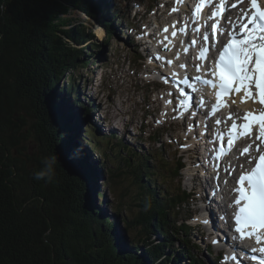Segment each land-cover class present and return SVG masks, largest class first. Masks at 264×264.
<instances>
[{"label":"trees","instance_id":"trees-1","mask_svg":"<svg viewBox=\"0 0 264 264\" xmlns=\"http://www.w3.org/2000/svg\"><path fill=\"white\" fill-rule=\"evenodd\" d=\"M97 2L0 0L4 8L0 12V264H166L168 261L186 264L185 260L187 264H201L189 248L178 254L165 251L172 247L174 229L188 228L186 222L176 225L173 219L188 201L187 193L169 192L167 186L165 191L151 190L159 178L180 182V159L177 166L170 168L168 160L157 157L161 161L157 169L145 161L131 162L127 159L129 150L125 149V158L121 157L122 148L117 145L116 135H107L108 143L120 152L116 154L121 159L119 165L129 170L125 172L118 166L117 177L131 174L133 185L138 188L137 202L132 205L139 210L133 217L125 215L129 205L121 200L113 203V210L118 217L122 216L125 228L135 235L130 249L124 247L116 225L108 220L97 201L105 196L95 181L103 176V170L98 168L100 157L97 158L96 148L100 147L105 158L112 157L113 152L102 149L100 144L104 139L99 138L97 143L93 131H89L88 140L82 135L78 137L82 132L81 121L71 112L69 101L73 94L77 98L71 74L89 64L88 60L80 59L85 57L84 50L99 49L114 37L111 21L101 11L99 14V10L106 8L105 3L97 7ZM71 8L102 27L104 42L96 40L84 24L69 29ZM37 106L40 108L35 109ZM31 109L30 117L43 125L36 127L41 149L51 140L49 155L58 157V167L74 185L67 190L68 201L61 193L65 186L37 180L20 158L21 151L26 152L24 141L27 140L22 113ZM82 109L78 112L83 116L91 112L85 105ZM78 139H83L82 147L90 156L96 154L94 163L78 145ZM78 149L80 155L70 159ZM39 165L43 167L40 160ZM55 184V189H48ZM61 198L65 200L64 207L57 201ZM149 202L151 207L145 210ZM153 232L161 236L157 243L151 238ZM117 238L120 243L116 242Z\"/></svg>","mask_w":264,"mask_h":264},{"label":"rangeland","instance_id":"rangeland-1","mask_svg":"<svg viewBox=\"0 0 264 264\" xmlns=\"http://www.w3.org/2000/svg\"><path fill=\"white\" fill-rule=\"evenodd\" d=\"M167 1L169 0H98L97 7H102L101 5L103 2L105 3V6H107L106 8L99 10V14L101 11V15H105L107 20L111 21V27L112 31L115 33V37H113L109 43L101 45V48L99 49H93V51L90 49L84 50L85 57L80 59L88 60L89 64L86 68H80L71 74L73 87H76L77 92L80 93L81 91L85 93L89 98L90 104L95 106L99 105L100 107V112L96 113L95 110L93 114L97 120L100 119L98 121V126L92 121V116L89 115L88 119L87 116H84L85 122L81 120L82 132L78 137L82 135L85 136L84 139L88 140L91 138L89 136V131H93V137L97 143L101 140L99 138L104 139V142L102 141L103 143L100 144L103 147L102 149L108 151L111 150L113 152L112 157L105 158L101 154L100 147L96 148L98 155L97 158L100 157L98 168L100 167L103 170V176L100 178L96 177L97 179L95 181H97L96 185L99 186V191H102L105 196L104 199L98 198L97 201L103 211L106 212L108 220L110 222L113 221L114 225H116L115 230L117 229V235L118 237H123L121 239L123 245L128 249L131 248V245H134L133 237L135 235L134 233H131L130 235L125 228L122 223V216L118 217L113 210V203L121 200L124 205H129L130 209H127L125 215L133 217L139 210L138 207L132 205L137 202L135 198L138 195V188L133 185V176L131 174L122 173L121 177H117V175L120 174L117 168L120 166L119 163L121 162V159L119 156H116V154H120V152L117 151L118 148L114 149L111 143H108V134L116 135L118 138V140L116 139V141H118V147L129 150L131 156L134 158L132 162H135L138 158L144 156L148 160L147 163L149 166L153 169H157V167L161 166V161H158L156 159L157 157H163L165 160H168L170 168H173L176 165V160L179 157L183 158V161H185V169L181 176V182L178 183L177 180L172 181L169 177L168 179L163 180H160L159 178L160 182L156 179L155 184H159L160 186L158 187L156 185L157 188L156 186H153L151 190H155L156 192H158L159 189L165 191V186H167L169 192H177V190H180L188 194L191 189V185L186 182V178L191 174L186 162L188 161L190 164L189 160L191 157V154L186 155V151L190 147L188 142L190 141L188 139V129L186 126L182 129L181 126L183 121L173 123L172 118H170V121H166V123L161 126L162 128L160 127L161 124H158L159 122L161 123V118L165 113L161 106L157 112H154L157 110L158 104L156 103V99L160 91H157L156 88L153 89V85L148 84L147 81H145L149 69L146 65H141L138 61V56L140 58L142 54L138 53L133 45V43L135 44L140 40L142 43L140 49L142 51L143 47L147 46L149 48V51H143V53H147L149 56L153 57L154 55L152 52L155 49H158L156 51L160 54L162 50L159 49L160 44L158 45L152 37H144L146 34L152 32L141 28L144 24H147V26L152 25V22L154 21L158 23L163 22L164 18L158 14L161 10L168 9V6H165ZM102 10L105 12L102 13ZM99 14H97L98 17L101 16ZM68 16L69 19L71 18V23H68L71 25L69 29L77 28V26L81 24L90 26L91 29H93L92 27H97L96 22L92 23L88 16L73 8L70 9ZM131 28L140 29L131 31ZM99 34H101L102 38V33L100 31L96 32L97 38L101 39ZM153 37H155L156 40L161 39L156 35ZM163 45L164 44H161V48ZM168 54L169 56L172 54L178 55L179 52L172 49L171 51H168ZM94 96L98 99L95 100ZM80 97L82 99V96ZM70 98L69 101H72V98L76 101L74 94ZM168 102V100H165L163 103L167 104ZM36 108L40 107L37 106L35 109ZM32 109L34 110V107ZM32 109L28 110V113H22L23 129L26 132L25 137L27 139L24 142L25 147L29 150L28 153H37L41 148L40 134L36 132V129L34 131L33 128L35 126V119L30 117ZM80 112L75 115L78 117ZM152 112L154 113L152 114ZM38 125L43 127L41 122H38ZM99 129H101L100 133L94 132ZM121 129H125L121 132L123 133L125 131V134L127 135L126 137L125 135L122 136L119 132ZM110 130H112V132L109 133ZM189 130L192 131L193 127ZM141 131H143V134L137 136ZM186 137L188 141L186 140ZM48 141L43 146V149L47 147L49 150L51 140L49 141L50 143ZM77 143L83 148V139H78ZM83 149L87 153L89 161L94 163L93 155L96 154L94 153L90 156L85 147ZM18 150L20 151V149ZM12 152L14 153V151ZM21 152L23 155L27 154L23 151ZM35 153L33 158L30 157L28 161L23 158L27 161V167L30 169L37 168V154ZM124 155L125 152L121 157L125 158ZM193 159L194 161L192 163H195V155ZM190 165L193 167V170L194 168L197 169L196 164ZM120 167L125 172L129 171L124 165H121ZM96 174H100V172H96ZM164 183L166 184L163 185ZM207 183L210 186V182L207 181ZM204 185L205 184L202 181L200 182L197 178V186L202 189V186ZM197 186L193 185L195 189L192 193L191 201L189 200L185 203V205L179 209V214L176 218H173L176 220V225L189 220L186 223L188 228L183 231L180 229H174L173 233H171L173 234L171 235L173 239L172 247H167L165 251L166 253L170 251L171 253L178 254L182 252L184 248H189L193 251V255L196 259L198 261L201 260V264H223L221 258L218 259L215 254L217 253V249L216 246H213L212 244L214 236L209 237L208 235V230L210 232L213 229L209 228V225H212V219L210 218V224L205 223L206 226L203 224L204 214L202 213L203 216L201 215L200 208L202 204H206L208 199H206L205 202L199 200V191H197L196 194V190H198L196 189ZM210 197L211 194L209 193L208 198L210 199ZM57 201L61 207H64L65 200L62 201L61 198L57 199ZM60 206L58 208L62 209ZM212 212L214 213V211ZM205 221L208 222L207 220ZM206 227H208V230ZM215 227L218 232H220L219 236L221 238H226V232L220 228V225L218 224L217 226L216 223ZM155 233L156 232H153L151 238L157 243L161 240V236ZM116 242L120 243V240L117 238ZM207 249L211 256L207 253ZM170 262L171 261H168L166 264H170ZM185 263L187 264L188 261L185 260Z\"/></svg>","mask_w":264,"mask_h":264},{"label":"snow or ice","instance_id":"snow-or-ice-1","mask_svg":"<svg viewBox=\"0 0 264 264\" xmlns=\"http://www.w3.org/2000/svg\"><path fill=\"white\" fill-rule=\"evenodd\" d=\"M202 4L203 0H201ZM186 7L188 14L192 15L191 6L186 5ZM241 12L242 15L238 17V23H236L230 39L222 45L223 50L219 53V59L217 60L210 54V49H202L199 58L205 60L206 63L212 61L215 64L214 70L208 69V74L215 75L218 78V83L211 79L202 81L206 88L210 86L213 90L218 89L215 93L217 112H214V115L218 114L220 105L223 103L220 97L230 93L242 94L244 99L253 102L258 100L261 105L260 110L255 114L252 110L243 116L235 112L230 113L228 119L231 121V126L228 129L226 142L231 146L234 141L244 137L251 142L249 147H252L253 144L257 146L255 157H252L249 148L243 150L248 157L246 162L253 166L239 176V198L235 199V206L238 209L235 213V224L238 227L235 231L240 239L253 238L257 245H262L259 251L264 253V148L259 147L261 143H264V6H261L258 0H250V7L242 8ZM200 13L201 6H197L195 14ZM212 15L219 16L220 13L216 12ZM224 19L228 20L229 17L225 16ZM224 27L222 22L219 25L210 24L206 30L215 35L218 29ZM163 31L167 33L168 29L164 28ZM179 31L184 32L185 29L180 28ZM196 31L200 32V29H196ZM172 35L177 36V32L173 31ZM212 35H204L203 41H211ZM228 35V32L224 31L222 38ZM165 40H167V36H165ZM193 43L195 42L193 41ZM163 50L167 51L168 49L165 47ZM152 59L156 60L157 57L153 56ZM166 63H171V61H166ZM190 65L189 57L180 67L186 71ZM191 66L196 67L199 71L198 66ZM192 76L193 74L189 73L188 80H191ZM196 79L200 80L201 78L197 75ZM173 106H175L174 102ZM181 107L184 105L182 104ZM221 122V120H215L216 124ZM79 155L80 151H77L70 159H76ZM217 159L220 157L217 156ZM260 264H264V258L260 260Z\"/></svg>","mask_w":264,"mask_h":264},{"label":"bare ground","instance_id":"bare-ground-1","mask_svg":"<svg viewBox=\"0 0 264 264\" xmlns=\"http://www.w3.org/2000/svg\"><path fill=\"white\" fill-rule=\"evenodd\" d=\"M263 1V3H264V0H262ZM107 7V6H106ZM236 13V12H235ZM92 23H94V22H92ZM97 27H92L93 29H91L90 28V26H88V28H90L92 31V33L94 34H92L95 38H96V40H99V42L101 41V43L102 42H104V40H105V36H104V33H103V30H102V27L99 25V24H97L96 25ZM95 29H98V30H95ZM98 31H100L101 33H102V38H101V34H99V36H100V38L101 39H98L97 38V35H96V32H98ZM113 33V35L112 36H114L115 37V33H114V31L112 32ZM152 36H154V35H152V33H149V34H147V35H145L144 37H146V38H150V37H152ZM143 37V38H144ZM113 38V37H112ZM133 43V42H132ZM151 44H153L152 42H150ZM158 45L160 44V47H159V49H162L161 50V52H160V54L156 51V50H158V49H155L153 52H152V54L154 55V56H156L157 57V59L158 58H160V57H162V56H164L165 55V53L167 52V51H164L163 49L165 48V47H167V49H168V51H171L172 50V48L166 43V44H164L163 45V47L161 48V43H157ZM86 45V44H85ZM133 45H134V47L136 48V50L138 51V53H141L145 58H148V57H150L147 53H143V51H149V48L146 46V47H143V51L140 49L141 48V46H142V43H141V41L140 40H138L137 41V43H133ZM138 55V54H137ZM177 56H181V54L179 53L178 55H174V54H172L171 56H169V54H168V56L167 57H165V58H169L168 60L169 61H171V63H170V65L174 68V69H177L178 68V66L175 64V62H174V58L175 57H177ZM166 59H164L163 61H156V67H157V69H160V67L161 66H163L164 65V61H165ZM162 64V65H161ZM191 66V65H190ZM189 67V66H188ZM77 90V89H76ZM76 95H77V98H76V101H75V99L74 98H72L73 100L72 101H70L71 102V104H70V106H71V112L73 113V114H76L80 109H82V105H85L86 107H89L90 109H91V112H90V114H86V115H84V116H87V119L89 118V115L90 116H92V121L98 126V121L100 120V119H98L97 120V118L95 117V115H93L94 114V112H95V110H96V113H98V112H100V107H99V105L98 106H95V105H92V104H90V101H89V98L85 95V93H83V92H81L80 91V93H78L77 91H76ZM80 96H82V99L84 100H82L81 99V97ZM71 99V98H70ZM94 99L95 100H97L98 98H96L95 96H94ZM169 101V100H168ZM78 102V103H77ZM156 103H157V101H156ZM158 104V103H157ZM163 105H166V104H164V103H162ZM231 104L233 105V106H235L237 109H239L242 105H243V102H239V101H234L233 102V100L231 101ZM75 106V108L73 107V106ZM160 104H158V106H157V110L156 111H154V112H157L159 109H160ZM83 110V112L84 113H86L85 112V109H82ZM158 114V113H157ZM84 116L83 115H78V117H79V119H80V121L81 120H83L84 122H85V118H84ZM175 118V117H174ZM166 123V121L163 119V117L161 118V125H160V127L161 126H163L164 124ZM181 127H183V125L181 126ZM162 128V127H161ZM123 130H125V129H121V130H119V132L121 133V135L123 136V135H125V137L127 136L126 134H125V131L122 133L121 131H123ZM94 132H101V129H99V130H96V131H94ZM110 132H112V130H110L109 131V133ZM141 134H143V131H141L140 132V134L139 135H137V136H141ZM136 136V137H137ZM121 137V136H120ZM126 144V143H125ZM125 151V149H123L122 148V150H121V154L123 155V152ZM127 153L129 154V157L127 158V159H129V161H131L132 162V160H134V158H133V156H131V153L129 152V151H127ZM211 154H213V152L211 153ZM132 158V159H131ZM192 158H194V156L193 155H191V157H190V160H189V162H190V164H196V165H198L199 163H192ZM139 161H145L146 162V164L149 166V164L147 163L148 162V160L144 157V156H142L141 158H138L136 161H135V163L136 162H139ZM221 164H220V172L222 171V169H223V172H224V175L223 176H220V175H218L217 173H206V172H204V174H205V179H201V178H199L198 177V179L200 180V182L202 181L205 185L204 186H202V189H200V187L199 186H197V183H196V185H194V186H197V188L196 189H198V190H196V194H197V191H199V193H198V195L200 196V199L199 200H201L202 202H205V200L206 199H208L207 201H206V204H204V205H202L201 206V215L203 216V214H204V221L205 220H207L208 222H206V224H210L211 223V220H210V218L212 219V225H209V228H213L211 231H210V236H214L215 238H217V239H219L221 242L222 241H224V240H227L226 238H221L219 235H220V232H218V230H217V228L215 227V224L217 223V221H216V218H215V216H214V213L212 212V211H214L213 209L216 207V199H217V197H218V194L220 193V191H221V187H224L223 186V183H226V187H229L230 186V180H229V178H226V176H227V171H228V173L230 172V169H228L227 168V165H228V163H227V161L226 160H224V157L221 159ZM225 168H227V171H226V169ZM197 169H198V166H197ZM101 174V173H100ZM207 181H209L210 182V186H209V184L207 183ZM209 193L211 194V197H210V199L208 198V196H209ZM191 201V197L189 196V198H188V201ZM225 202H228L229 203V201H225ZM226 205H228L227 203H226ZM225 207H227L228 209H230V210H232V208L231 207H233V206H231V205H228V206H225ZM212 210V211H211ZM229 210V211H230ZM203 213V214H202ZM202 219V218H201ZM220 224V223H219ZM220 227H221V225H220ZM224 228L225 227H223L222 228V230L225 232V230H224ZM225 229H227V228H225ZM209 236V237H210ZM213 237V238H214ZM213 240V239H212ZM231 245L229 244L228 245V247H230ZM233 247H235V248H240V247H242V249H243V247H244V245L243 244H237V245H234ZM235 248H234V250H235ZM207 253L209 254V251H208V249H207ZM243 252H239L238 250H236V251H231V250H229V252H228V256H230L231 254H235V257L236 258H242V256H241V254H242ZM210 255V254H209ZM262 255V253L259 251L258 252V257H260ZM211 256V255H210Z\"/></svg>","mask_w":264,"mask_h":264},{"label":"water","instance_id":"water-1","mask_svg":"<svg viewBox=\"0 0 264 264\" xmlns=\"http://www.w3.org/2000/svg\"><path fill=\"white\" fill-rule=\"evenodd\" d=\"M34 131H35V129H36V127L37 126H39L38 125V121H36L35 120V123H34ZM42 148V147H41ZM40 148V150H39V152H37V153H35V154H37L36 155V164H37V168L36 169H30V168H28L27 167V161L29 160V158L31 157V158H33V156H34V153H28V149L26 148V152H24V153H27L26 155H23L22 157H20L23 161H24V164H25V167H26V169H28L29 171H31L32 172V174H33V172L36 174L37 173V171L36 170H42V168H44V160L47 158V157H50L51 155H49V153H48V148L47 147H45V149H41ZM20 150H22V147H21V149ZM25 160H27V161H25ZM39 160H40V162H41V165L43 166V167H38V166H40L39 165ZM34 161H35V159H34ZM55 170H56V175H58L59 177H61V179H59V178H57V177H55L54 178V180H53V182H56V184H58V185H63V186H65L64 187V189H62L61 190V193L63 194V199H65V200H69V193H68V189H73V187H74V185L70 182V180L68 179V177H67V175H65L64 173H63V171L62 170H60V168L58 167V165L56 164L55 165ZM45 180H46V178H45ZM50 184H51V182H50ZM56 184H55V186L53 187V186H48V189H55L57 186H56ZM52 185V184H51ZM54 193H56L55 191H54ZM56 194H59L58 192L56 193ZM52 200V199H51ZM67 200V201H68ZM52 201H54V200H52ZM44 204V200H42V204H41V207H42V205ZM66 215V213L64 214V216Z\"/></svg>","mask_w":264,"mask_h":264},{"label":"clouds","instance_id":"clouds-1","mask_svg":"<svg viewBox=\"0 0 264 264\" xmlns=\"http://www.w3.org/2000/svg\"><path fill=\"white\" fill-rule=\"evenodd\" d=\"M3 10H4L3 5H0V12H2ZM57 161H58V157L55 155L47 157L44 160V168L35 174V178L37 180H42L46 178V183L52 182L56 176L55 165L57 164ZM150 207H151V203L149 202L146 205L145 210H148V208Z\"/></svg>","mask_w":264,"mask_h":264}]
</instances>
